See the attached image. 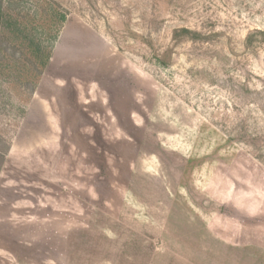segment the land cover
Instances as JSON below:
<instances>
[{
	"label": "rangeland",
	"instance_id": "374dc122",
	"mask_svg": "<svg viewBox=\"0 0 264 264\" xmlns=\"http://www.w3.org/2000/svg\"><path fill=\"white\" fill-rule=\"evenodd\" d=\"M50 1L0 73V264H264V0Z\"/></svg>",
	"mask_w": 264,
	"mask_h": 264
},
{
	"label": "trees",
	"instance_id": "16d2710c",
	"mask_svg": "<svg viewBox=\"0 0 264 264\" xmlns=\"http://www.w3.org/2000/svg\"><path fill=\"white\" fill-rule=\"evenodd\" d=\"M44 4L46 7L41 8V13L39 10L34 13L33 20L38 15V21L43 24L40 28L25 21L29 13L20 11L16 0H0V73L11 74L20 65L17 73H24L23 88L34 86L36 79L42 75L51 58L59 28L66 21V16L56 11L52 1L45 0ZM53 26L55 30L51 29ZM180 35H191L193 39L199 37L197 33L181 29L175 33L174 39ZM256 36H261L264 41V34L256 32L247 37L246 45L252 46ZM2 161L0 155V167Z\"/></svg>",
	"mask_w": 264,
	"mask_h": 264
}]
</instances>
